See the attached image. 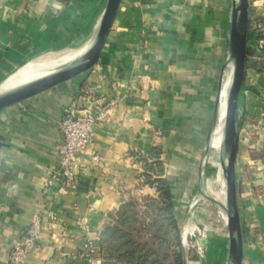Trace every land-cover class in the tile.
<instances>
[{
    "label": "crops",
    "instance_id": "1",
    "mask_svg": "<svg viewBox=\"0 0 264 264\" xmlns=\"http://www.w3.org/2000/svg\"><path fill=\"white\" fill-rule=\"evenodd\" d=\"M104 5L0 0V87L29 61L81 50ZM229 16L230 0H120L93 67L0 111V264L36 216L40 232L25 264H88L73 257L82 249L80 218L99 234L94 255L103 259L104 227L130 199H155V179L169 182L179 210L198 197L194 172L222 77ZM255 18L264 21V7ZM247 64L235 162L241 264H264V72ZM111 100L107 119L75 155V188L61 189L59 180L47 188L65 110L97 115ZM227 246L228 239L221 264Z\"/></svg>",
    "mask_w": 264,
    "mask_h": 264
},
{
    "label": "water",
    "instance_id": "2",
    "mask_svg": "<svg viewBox=\"0 0 264 264\" xmlns=\"http://www.w3.org/2000/svg\"><path fill=\"white\" fill-rule=\"evenodd\" d=\"M120 0H105L101 17L86 47L76 56L47 67L42 73L25 81L0 87V111L35 94L52 88L93 67L98 60L106 36L117 12ZM249 27V0H230L227 44L224 52L222 77L217 90L210 123L205 136L197 169L198 197L193 202V212L199 199L208 200L220 213L227 232L226 264H241L243 254L242 230L237 202L235 162L238 146V107L245 79L247 59V34ZM224 98L221 119L218 157L224 178V203L206 190V171L209 149L219 118V106ZM183 251V264L187 255Z\"/></svg>",
    "mask_w": 264,
    "mask_h": 264
},
{
    "label": "built area",
    "instance_id": "3",
    "mask_svg": "<svg viewBox=\"0 0 264 264\" xmlns=\"http://www.w3.org/2000/svg\"><path fill=\"white\" fill-rule=\"evenodd\" d=\"M262 6H264V0H249V21L253 23L252 26L255 28V32L251 38L252 44L250 45V40L247 41V48L251 50L253 58L249 60L248 56L246 64L249 61L255 63L257 68L264 72V27L255 18L257 10ZM77 98L83 99L84 97L78 93ZM114 104L115 102L113 100L105 103L100 107L97 115L91 114L88 108L83 109L71 106L65 110L59 123V132L62 141L58 146L57 164L45 180L47 188L51 187L57 180L60 181L61 189L75 188L78 182L74 173L75 155L80 152H85L87 145L93 138L94 125L107 119L110 108ZM79 226L83 236L82 249L73 257L83 259L88 264H102L103 259L94 255L96 249L93 242L99 239V234L92 231L88 221L83 217L79 219ZM195 231L198 236L204 235L203 230L199 228L195 230L193 228V223H189L184 228L181 246L186 255H189V251H192L201 258L203 256L202 245H200L199 240L191 241L195 237ZM39 232L40 218L36 216L24 230L20 239L9 248L7 264H25L26 256L34 247ZM57 245H60V243L57 242Z\"/></svg>",
    "mask_w": 264,
    "mask_h": 264
},
{
    "label": "trees",
    "instance_id": "4",
    "mask_svg": "<svg viewBox=\"0 0 264 264\" xmlns=\"http://www.w3.org/2000/svg\"><path fill=\"white\" fill-rule=\"evenodd\" d=\"M264 26V21H260ZM255 32L248 27L247 41ZM247 57L251 50L247 48ZM159 165V164H158ZM156 169L161 175V168ZM159 200L130 199L115 212L111 223L101 232L102 264H183V251L179 236V209L175 206L172 188L165 178L155 179ZM143 202L150 213L146 222L139 219L138 207ZM173 247H178L175 252ZM187 255V262H191Z\"/></svg>",
    "mask_w": 264,
    "mask_h": 264
},
{
    "label": "rangeland",
    "instance_id": "5",
    "mask_svg": "<svg viewBox=\"0 0 264 264\" xmlns=\"http://www.w3.org/2000/svg\"><path fill=\"white\" fill-rule=\"evenodd\" d=\"M250 25L252 26L253 23L251 22ZM251 44H252V41L250 39V45ZM69 54H72V53H69ZM63 55H68V53H65V54H50L49 53V54L43 55L41 58L45 59L46 62H49V64L51 63L54 66L56 65L57 61L60 60L61 57L59 56H63ZM252 58L253 56L249 55V60H252ZM251 64H254L256 66L255 63H251L249 61V66ZM221 108L223 109V105L221 106ZM222 117L218 118V121L221 122ZM216 133H217V130H216ZM196 171L197 170L195 169V172H194L195 175H196ZM219 171H220L219 172L220 178L221 180L224 181L221 167H219ZM158 200H159V196L155 195V201H158ZM194 201H195L194 195L189 196L187 198V203L186 204L184 203L183 207H181V209L179 210L180 213L178 215V223H179L180 243H181V238L183 236L182 233H183L184 228L189 223H193V228H195V230L196 228H199L200 230H203L204 232V235L198 236L195 231V237L191 239L192 242H194V240L196 241L199 240L200 245H202V248H203V256L200 258L194 252L189 251L188 257L192 258L190 264H221L223 254L226 249L224 247V244L227 238H226V234H223V236L221 237V234L219 232L220 227L223 226V222L220 217V214L218 210L208 200L201 198L196 203L195 208L193 209V212L191 215L190 208ZM141 204L142 205L138 207L139 219L141 218L142 220H145L147 222L150 218V213L147 210H145V206L143 205L144 203L141 202ZM173 250L177 252L179 248L173 247Z\"/></svg>",
    "mask_w": 264,
    "mask_h": 264
},
{
    "label": "bare ground",
    "instance_id": "6",
    "mask_svg": "<svg viewBox=\"0 0 264 264\" xmlns=\"http://www.w3.org/2000/svg\"><path fill=\"white\" fill-rule=\"evenodd\" d=\"M86 45L81 50L72 53L71 55L65 56L64 58L61 57L60 62L76 56L86 47ZM52 66L53 65L51 63L49 64V62H46L45 59L36 58L35 60L27 62L25 65H23L22 67L18 68L15 72H13L5 82V85H11V84L19 83L21 81H25L35 75L42 73V71L47 67H52ZM222 105H223V109L221 108ZM223 113H224V98L221 99L220 102L219 118L223 116ZM220 129H221V122L218 121L215 127L212 143L208 153L207 171H206V190L211 196L217 198L218 200L224 203L225 200L224 181L221 180L220 178V174H219L220 163L218 157Z\"/></svg>",
    "mask_w": 264,
    "mask_h": 264
}]
</instances>
